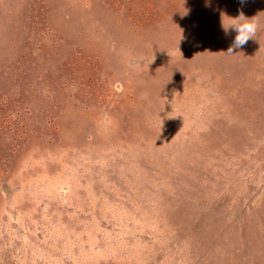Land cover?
Segmentation results:
<instances>
[{
  "label": "rangeland",
  "instance_id": "1",
  "mask_svg": "<svg viewBox=\"0 0 264 264\" xmlns=\"http://www.w3.org/2000/svg\"><path fill=\"white\" fill-rule=\"evenodd\" d=\"M0 264H264V0H0Z\"/></svg>",
  "mask_w": 264,
  "mask_h": 264
},
{
  "label": "clouds",
  "instance_id": "2",
  "mask_svg": "<svg viewBox=\"0 0 264 264\" xmlns=\"http://www.w3.org/2000/svg\"><path fill=\"white\" fill-rule=\"evenodd\" d=\"M208 0H206L207 5ZM241 3H244L245 0H240ZM229 22L225 24L222 21V28L227 34L231 29L236 32L234 40L227 52L233 53L234 49H239L245 45L249 39H255L257 31L259 29V22L254 17L246 18L244 13L241 11L238 17H229Z\"/></svg>",
  "mask_w": 264,
  "mask_h": 264
}]
</instances>
